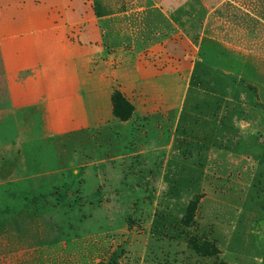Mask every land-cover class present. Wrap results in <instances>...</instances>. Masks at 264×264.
Returning a JSON list of instances; mask_svg holds the SVG:
<instances>
[{
	"label": "rangeland",
	"instance_id": "374dc122",
	"mask_svg": "<svg viewBox=\"0 0 264 264\" xmlns=\"http://www.w3.org/2000/svg\"><path fill=\"white\" fill-rule=\"evenodd\" d=\"M93 2L101 15L114 21L108 28L112 35L126 30L127 48L134 44L131 35L146 36L140 47L155 67L145 62V74L166 67L167 58L175 71L197 62L192 82L202 81L208 98L201 115L223 118L222 124L187 123L207 130L206 145L215 149L206 164V179L198 164L192 170L190 164L199 162L192 153L186 155L190 164L177 161V156L169 163L162 187V171L156 170L152 156H144L141 172L126 169L111 177V171H102L103 180H95L91 188L29 184L23 179L53 172L55 141L44 114L19 111L14 126L9 118V127L7 117H0V264H99L113 254L117 262L109 264H264V156L262 163L258 160L262 139L246 138L232 124V118H264V0ZM163 18L175 23L174 36L169 33L168 39L151 35L163 28L149 20ZM110 44L118 46L116 39ZM215 89L221 110L211 100ZM228 95L236 103L222 101ZM7 98L0 70V108ZM132 109L127 119L133 117ZM185 124L183 119L179 135ZM9 128L16 136L11 155L6 153ZM176 142L182 144L181 138ZM25 145L29 150L23 153ZM111 151L115 155L118 147ZM90 190L94 202L84 195ZM112 192L122 196L112 197ZM25 196L27 203L22 201Z\"/></svg>",
	"mask_w": 264,
	"mask_h": 264
},
{
	"label": "crops",
	"instance_id": "0c3cea01",
	"mask_svg": "<svg viewBox=\"0 0 264 264\" xmlns=\"http://www.w3.org/2000/svg\"><path fill=\"white\" fill-rule=\"evenodd\" d=\"M106 17L96 10L93 0L87 5L75 0H0V70L8 96L0 117H7L9 127L11 122L14 126L13 116L19 111H42L49 137L55 141L53 172L23 180L29 184L91 188L95 180H103L102 171H111V177L126 169L141 172L146 163L144 156H152L156 170L162 171L158 185L162 187L169 163L177 156V161L190 164L192 153L199 156V162L190 166L193 170L198 164L205 180L206 164L215 149L206 145L207 130L187 123L194 120L202 124L205 120L222 124L223 118L201 115V110L206 112L208 98L202 81L192 82L197 62L186 70L175 71L167 58L166 67L145 74V62L155 65L143 56L146 51L140 47L146 36L137 32L131 35L134 44L127 48L126 30L112 35L108 28L114 21ZM149 21L163 28L152 30L151 35L167 39L169 33L174 36L171 18ZM115 39L117 47L110 44ZM176 80L182 90L179 102L175 101ZM116 90L134 106L132 118L123 120L114 115L112 95ZM216 91L219 89L211 93V100L216 102L214 109L221 110ZM222 101L236 103L232 95ZM185 113L187 118H183ZM9 118H13L11 122ZM183 119L186 124L179 135ZM232 124L246 138L262 139L258 141V160L262 163L264 118H232ZM150 131L153 134L148 137ZM5 137L9 140L6 153L11 155L15 152L14 131L7 129ZM180 138L182 144L176 142ZM113 145L118 147L115 155H111ZM28 150L25 145L23 153ZM181 154L183 159H178ZM204 156L208 158L203 161ZM139 178L143 181L142 176ZM94 194L90 190L84 195L94 202L89 199ZM96 194L102 196L99 190ZM202 200L204 197L200 207Z\"/></svg>",
	"mask_w": 264,
	"mask_h": 264
},
{
	"label": "trees",
	"instance_id": "16d2710c",
	"mask_svg": "<svg viewBox=\"0 0 264 264\" xmlns=\"http://www.w3.org/2000/svg\"><path fill=\"white\" fill-rule=\"evenodd\" d=\"M76 2L82 4V5H87L89 2L87 1H84V0H75ZM80 13H83V11H79ZM84 13H86V11H84ZM97 14V12H96ZM112 104H113V113L114 115L119 118V119H127L128 115L127 113L130 112L132 109V104L124 97V95L119 91V90H116L114 91L113 95H112ZM22 201L26 202L27 201L29 202V199L25 196ZM69 241V239H67ZM50 243H58L56 241H52ZM219 254V252H218ZM116 254H113L111 257H110V261L107 262V263H99V264H109L111 263V261H115L117 262V258H116Z\"/></svg>",
	"mask_w": 264,
	"mask_h": 264
}]
</instances>
